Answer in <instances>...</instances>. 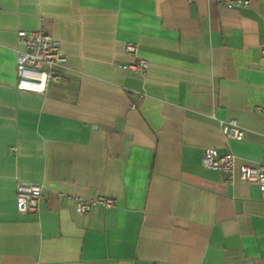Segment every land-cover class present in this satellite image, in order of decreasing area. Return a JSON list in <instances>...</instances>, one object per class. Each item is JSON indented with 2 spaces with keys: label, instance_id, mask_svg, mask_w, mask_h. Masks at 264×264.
I'll return each mask as SVG.
<instances>
[{
  "label": "crops",
  "instance_id": "obj_1",
  "mask_svg": "<svg viewBox=\"0 0 264 264\" xmlns=\"http://www.w3.org/2000/svg\"><path fill=\"white\" fill-rule=\"evenodd\" d=\"M249 2L0 0V264H264V194L239 179L264 161V0ZM38 29L67 56L45 94L16 88L17 32ZM138 59L144 75L119 68ZM207 149L234 155L232 184ZM17 182L43 187L36 214ZM69 196L115 205L81 214Z\"/></svg>",
  "mask_w": 264,
  "mask_h": 264
},
{
  "label": "built area",
  "instance_id": "obj_2",
  "mask_svg": "<svg viewBox=\"0 0 264 264\" xmlns=\"http://www.w3.org/2000/svg\"><path fill=\"white\" fill-rule=\"evenodd\" d=\"M215 4L227 9H240L249 5V0H214ZM17 42L20 48L16 50V88L22 91L45 94L50 83L56 78L59 67L67 63V56L61 50L60 42L52 39L42 29L34 31L17 32ZM127 54L136 55L137 45L128 42L125 44ZM264 59V50L261 53ZM149 67V62L138 59L127 65H120V69L130 70L144 75ZM128 95H132L129 92ZM142 97V95H139ZM261 111V108H256ZM222 134L227 140H241L243 130L235 121L229 120L221 123ZM201 165L210 170L218 171L223 175L227 184H232L235 179V157L232 153L217 154L212 149L204 151L201 157ZM239 179L254 184L261 194H264V161L254 166H244L239 170ZM16 196L18 201L26 205L28 214H36L40 202L43 200V187L37 184L17 182ZM78 213L88 214L94 208L101 206L111 208L115 205L112 198L98 197L84 199L78 196H69ZM161 264V263H153Z\"/></svg>",
  "mask_w": 264,
  "mask_h": 264
}]
</instances>
